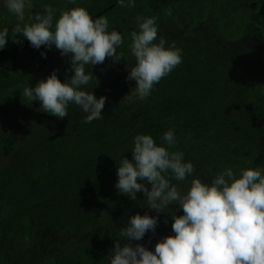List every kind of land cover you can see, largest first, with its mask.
Here are the masks:
<instances>
[{
  "label": "trees",
  "instance_id": "1",
  "mask_svg": "<svg viewBox=\"0 0 264 264\" xmlns=\"http://www.w3.org/2000/svg\"><path fill=\"white\" fill-rule=\"evenodd\" d=\"M200 1L207 2L208 15L221 19V25L225 26L227 44H235V50L237 47L242 49L240 54H235V62L225 63L222 58L215 61L216 65H229V68L224 67L228 71L225 76L231 77L233 82L224 78L227 82L220 81L219 87H222L223 93L235 96L233 102L205 103L207 113L200 114L194 118L193 123H188L177 116L166 114L164 94L159 91H155L147 100H140L132 91L125 90L120 96V105L131 107L133 112L140 109V116H137L136 124L127 131L129 136L120 146L112 144L113 149L110 150V145L105 143L95 151L80 150L73 156L67 150H58V156L49 153L46 167L34 168L36 170L30 178L38 180L40 187L30 190V182L28 185L23 183L20 187L15 186L10 168L0 162V264H109L115 241L119 240L122 244L127 242L120 236L127 220L136 214L156 215L154 210L146 207L143 192L138 193L137 200L133 201L120 194L115 187L118 164L125 157L132 159L133 140L138 134H150L160 143L166 131L175 129L177 144L171 150L183 151L185 160H191L195 166V176L202 180L210 181L228 167L235 171L247 167L264 168V140L253 139L251 134L264 121V107L254 103L255 100L264 103V60L260 69L254 64L249 65L247 70L244 68L246 62H253L250 59L251 33L255 34L251 37L257 39V35H261L264 40V0L252 1L253 5L251 0H244L249 6L238 7L235 12L225 9L235 2L239 5L240 0ZM145 2L135 0V7H122L118 0H76L75 4L66 0L46 6L54 10L53 24L62 11L85 7L94 19L106 17L109 26L114 27L133 12L138 14ZM32 5L31 9L25 11V20L20 22L0 0V30L8 28L10 34L6 47L0 50L2 156H27L28 144L32 142L29 143L19 123L30 116L31 110L23 108L19 116L14 104L22 98L25 87L37 84L36 72L29 69L30 65L43 57L42 53L58 50L55 46L51 49L47 46L36 49L26 38L12 36V29L17 23H21V26L32 23L28 19L30 16L44 13L45 0H32ZM165 13L162 11L154 17L156 23L165 22ZM221 14L231 19L226 20ZM13 38L20 42H14ZM202 69L211 75L214 66L203 62ZM216 75L223 74L216 72ZM246 89L251 95H248ZM76 142L73 140L71 146L74 147ZM70 144L68 147L72 149ZM54 156L57 158L52 160ZM34 159L40 160V155H34ZM62 164L65 167H60ZM60 169H66V174L57 180L52 178ZM192 179L189 177L187 181L181 182L173 180L172 183L187 188ZM172 207L170 211L175 212L176 206ZM176 214L182 215L183 211ZM170 216L169 212L160 214L155 235L148 232L142 241L134 243H143L154 250L160 239L174 234Z\"/></svg>",
  "mask_w": 264,
  "mask_h": 264
},
{
  "label": "clouds",
  "instance_id": "2",
  "mask_svg": "<svg viewBox=\"0 0 264 264\" xmlns=\"http://www.w3.org/2000/svg\"><path fill=\"white\" fill-rule=\"evenodd\" d=\"M75 4L76 0H70ZM122 7H135V0H118ZM4 7L18 21L25 20L32 0H3ZM53 8L35 13L32 23H17L12 36L26 38L32 47L55 46L62 56L70 57L74 74L61 81L55 71L34 87H25L22 100L40 102V111L63 119L69 106H78L85 116L83 123L103 119L107 97H96L92 89L97 78L91 68L106 58L119 62L118 52L125 44L118 30H109L106 17L93 18L85 7L62 11L54 21ZM136 29L128 44L135 66L127 80L135 81L132 89L140 100H147L155 86L170 75L183 61L182 50L158 38L155 18L137 16ZM10 37L8 28L0 30V50ZM14 42H20L13 38ZM46 58V53H42ZM132 159L118 164L120 194L137 200L143 192L146 207L156 215L136 214L127 220L120 236L127 242L115 241L109 264H264V168L247 167L238 171L231 167L217 173L210 181L195 176V166L185 160L183 151H172L177 144L175 129H169L160 143L150 134H138L133 140ZM187 188L172 183L187 181ZM149 185L151 187L149 188ZM175 205L176 211H170ZM182 210V215H177ZM171 213L172 232L158 241L154 250L142 241L146 233H156L160 214ZM168 219H165V223Z\"/></svg>",
  "mask_w": 264,
  "mask_h": 264
},
{
  "label": "rangeland",
  "instance_id": "3",
  "mask_svg": "<svg viewBox=\"0 0 264 264\" xmlns=\"http://www.w3.org/2000/svg\"><path fill=\"white\" fill-rule=\"evenodd\" d=\"M64 1L66 0H45L44 6L58 2L63 3ZM252 1L256 0H251V5H253ZM235 3L230 5V8H227L228 10H225L235 12L238 7L249 6L244 0H240L239 5ZM207 6V2L201 3L200 0H146L138 14L133 12L116 26H109L110 31L115 29L121 33L125 44L121 49H118V52H122L124 55V58L119 62H115L112 58H106L102 64L91 68L93 75L97 78V85L92 91L97 98L101 96L107 97L103 109V119L95 120L91 124H85L83 123L85 113L75 105H70L68 109L69 115L60 119L40 111L39 101L27 104L20 98L14 104L16 107L14 109L17 114L23 108L31 110L30 116L24 122L19 123V128L21 126L20 129L26 133V138L32 144H28L27 156L18 158L20 154H15L13 157L0 155V162L6 164L13 173L11 177L15 178V186L20 187L23 183L28 185L30 182L28 190L40 187L38 180L34 181V179L31 180L30 178L36 170L34 168L42 169L46 167L49 153H53L52 155L56 153L57 155L58 150H67L73 156L80 150L95 151L101 147V144L106 143L110 147L112 144L120 146L126 141L127 136H129V134H126L127 131L132 125L136 124L137 116H140V109L137 112H133L131 107L125 108L119 103L120 96L124 91H132L135 87V81L127 80V76L130 68L135 66L136 63L135 58L130 53L128 44L131 43V32L136 29L135 18L137 16L153 18L165 11V22L162 24L156 23L159 28L157 42L159 37L162 36L167 41L166 46L174 44L182 50V63L170 75L164 77L151 93L152 95L155 91H159L164 94L163 104L168 116H177L180 120L193 123L194 118L200 114L207 113L204 108L205 103L211 101L217 103L226 100L233 102V97L235 96L223 93L222 87H219V82L226 81L225 79L229 80L230 83L233 82L231 77L225 76L228 71L224 67L229 66L225 65V63L226 61L235 62V54H240L242 49L237 47L235 50V44H227V37L224 34L225 26L221 25V19L217 20L212 14L208 15L206 13ZM220 16L226 20L231 19V17L223 16V14ZM230 22L233 24V21ZM231 24L226 25L230 26ZM252 35L255 36L252 32L249 37V44L252 46L250 59L253 62H246L245 70H247L249 65L253 64L258 69L262 68L260 66L264 60L263 37L257 35L258 38L256 39L251 37ZM212 51L215 53L211 54L210 52ZM220 58L225 60V63L222 64L223 67L221 63L215 64V61ZM203 62H208V65L210 63L211 67L214 66L211 75L208 71L202 69ZM70 68V57L62 56L59 50L46 54V58L44 56L41 57L29 67L30 70L36 72L37 79L35 81L37 83L41 80H46L53 71L57 73L59 79L63 82L74 74L70 71ZM216 72H220L223 75H216ZM247 93L251 95L248 90ZM244 95L248 96L247 94ZM251 100L254 102L252 98ZM254 103L258 107H264L263 101L255 100ZM263 128L264 121L260 127L257 126V128L252 130L253 139L264 140ZM73 140L74 142L77 141L74 147L70 144ZM69 144L72 149L68 147ZM112 149L111 147L110 150ZM31 154L40 155V160L34 159V155L30 156ZM57 156L51 159H56ZM66 164L70 167L69 163L66 162ZM60 167L65 166L62 164ZM64 173L66 174V169H60L52 178L57 180Z\"/></svg>",
  "mask_w": 264,
  "mask_h": 264
}]
</instances>
